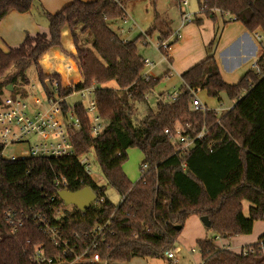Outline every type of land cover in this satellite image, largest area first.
I'll use <instances>...</instances> for the list:
<instances>
[{
    "label": "trees",
    "instance_id": "trees-1",
    "mask_svg": "<svg viewBox=\"0 0 264 264\" xmlns=\"http://www.w3.org/2000/svg\"><path fill=\"white\" fill-rule=\"evenodd\" d=\"M31 1L0 0V20L9 10L28 11ZM125 1L71 0L56 12H44L46 31L26 34L7 50L0 48V102L8 85L14 95L28 84L30 66L49 92L46 79L60 78L45 73L39 61L51 47L62 49L61 30L66 26L74 47L68 54L82 79L75 88L95 85L98 114L105 124L101 134L90 136L80 103L62 102L63 110L71 109L79 121L78 128L68 130L73 155L0 160V264H32L30 256L36 246L54 252L32 222L10 232L4 211L18 215L30 207L51 220L59 210L62 214L54 222L65 234H82L95 223H106V240L98 247L103 262L97 264H123L132 257L165 258L191 214L206 216L210 223L212 236L196 241L201 264H264V233L245 246V253L214 245V236L227 239L248 234L254 221L264 220V54L256 60L259 73L249 69L235 83L225 82L214 56L207 55L180 74L174 101L156 100L150 106L144 96L162 76L144 80L137 44L147 45L145 37L155 30L158 42L172 32L167 26L151 25L132 39H122L109 22L126 16ZM196 1L200 14L208 18L214 19L216 12L226 14L247 31L259 29L264 34V0ZM110 81L117 87L102 86ZM190 89L204 90L212 98L223 92L234 102L219 115L213 110L190 111ZM59 90L61 95L71 93L70 87L62 88L60 83ZM186 122L197 129L204 124L207 134L180 154L164 130L171 133L176 124ZM130 147L142 154L135 181L122 169ZM86 153H93L105 181L119 194L117 204L107 198L103 185L84 176L76 157ZM59 175L64 176L65 186L54 185ZM85 186L99 204L83 212L74 206L68 209L57 197L59 188L74 191ZM242 201L251 204L248 216L243 215Z\"/></svg>",
    "mask_w": 264,
    "mask_h": 264
},
{
    "label": "built area",
    "instance_id": "built-area-1",
    "mask_svg": "<svg viewBox=\"0 0 264 264\" xmlns=\"http://www.w3.org/2000/svg\"><path fill=\"white\" fill-rule=\"evenodd\" d=\"M187 5L188 0H181L178 4L180 26H184L192 20L190 13L187 11ZM200 12V9H198L197 13ZM126 20L127 16L121 18L122 23H125ZM119 31L120 35H123L124 29L120 28ZM179 36V30H176L167 39L156 44L159 50H163L161 52L162 59L167 58L170 40L177 39ZM149 40V37L146 36L145 41L149 42ZM142 64L141 75L144 80L155 78L150 74L151 69L155 66V62L147 57H143ZM251 69L259 73L260 69L256 60L252 61ZM74 72H76L74 62L72 63L70 60L65 62V73L72 74ZM59 83L62 88L70 87V94L76 93L84 100V103H77H80L83 108L86 121L89 125L90 136L94 137L103 132L105 124L98 114L94 98L95 85L91 84L90 86L78 89L75 88L76 84L70 83L63 86L57 79L49 77L46 79L49 92L40 84L38 86L40 97L19 92L11 95L7 90L4 91L0 102V160L13 161L32 157H56L74 154L68 130L69 128H78L79 121L71 109L63 110L62 102L66 103L65 100L70 94L61 95ZM32 87L35 88V86ZM152 89H149L144 96L145 101H148V95L152 92ZM189 92L191 95L190 111L205 112L211 110L197 96L198 90L190 89ZM177 95L178 89L171 93L158 95L155 97V100L172 102ZM206 131L207 128L204 124H202L200 129H197L190 122L176 125L174 131L171 133H169L168 129L164 130L165 133L169 134L176 147V151L180 154L192 148L196 140H200L206 136ZM211 144L209 143V146ZM10 146H21L18 154L12 152L6 155V150ZM76 158L82 166L84 176L91 177V163L93 160L90 155L87 153L81 154ZM142 168L145 169L146 165H142ZM65 184L66 180L63 175L57 176L54 180L55 186H65ZM94 203L99 204L96 197L92 204ZM61 214L57 210L56 215L51 220L43 212L30 207L28 212L18 215L14 211L7 209L4 211L3 217L11 233L22 227L25 222H32L54 250V252L47 253L45 248L36 246L30 256L32 264H97L103 262L98 252V247L106 240L104 232L106 223H95L90 229L83 231L82 234L76 231L65 234L61 227L54 222L58 220ZM79 249H81L80 252ZM245 252L247 250L244 249L243 253ZM174 254V249H168L164 253L165 257L169 259L173 258Z\"/></svg>",
    "mask_w": 264,
    "mask_h": 264
},
{
    "label": "crops",
    "instance_id": "crops-1",
    "mask_svg": "<svg viewBox=\"0 0 264 264\" xmlns=\"http://www.w3.org/2000/svg\"><path fill=\"white\" fill-rule=\"evenodd\" d=\"M196 5L198 8L197 1ZM179 13L180 12L177 5L178 16H174L175 21H180ZM169 20L170 27L169 25L167 27L171 30V32L180 30L179 25L177 28L173 27V20L171 17ZM41 24L42 23L39 21L36 14L32 11L31 5L29 10L25 12H17L15 10L7 11V13L0 20V48L2 50H6V46H14L15 44L21 43L26 34H34L41 31L40 28H44ZM259 31V29L254 32L247 31V29H245V27L239 21L228 19L226 14L223 15L216 12L215 18L211 19L204 16L203 14L197 13L196 11L194 18L182 27L180 34L181 38H179V36L177 40L170 45L166 59H162L161 51L158 48V53H156V56L152 57L151 59L146 53V47L148 44L142 45L140 42L137 44V52L142 58L147 57L155 62V66L150 71V74L153 77L162 76L159 82L152 89V92H154V96L156 97L161 94L171 93L168 91L167 85H161L160 81L163 78L170 79L173 76L172 73H174L178 75L181 85L180 74L195 63L204 59L207 55L214 56L220 75L225 82H237L247 70L251 69L252 61L257 60L260 54V50L255 45V41H259L260 43L261 40ZM119 32L120 31H116V33L119 34L122 39H125L126 37H123L124 35H120ZM157 37L158 36H156V38ZM157 43L158 39L156 44ZM178 49L181 52L178 53ZM182 51L183 56H180ZM73 52L74 47L72 46L71 53ZM55 53H57V51ZM60 57L63 59L65 58L64 62H68L69 59L72 60L70 57H63L62 55ZM180 57L182 59H180ZM42 69L47 74L53 73L60 75L61 79L63 80L61 82L63 86H66L70 83L78 84L82 80L77 68L76 72L72 74H66L60 65L52 66V64L45 62V67ZM102 86H107V83L103 84ZM178 88L179 87H173V91L177 90ZM214 99L217 100V103L214 100V103L211 105H207L205 101H203V104L207 106L208 109H213V111L218 115L228 110L234 102V100L228 99L223 92H221L219 96ZM127 151L128 150H126V153ZM139 154L138 160L140 161L142 159V154L141 152ZM126 176L128 177L127 174ZM129 180L135 181L136 179L129 178ZM250 206L251 204L249 202L242 201V212L244 216H248V209ZM188 221H190L196 228V231L193 234H187L186 240L189 241V243L192 242L189 252H195L193 247V244H195L197 248V255H193L194 264H201V256L196 245V241L208 236H212V233L209 232L208 227L203 225L199 216L195 214H191L187 217L182 229H185ZM182 232L183 231L179 232L176 241H182L184 235ZM262 233H264V220H256L253 222L250 233L235 235L227 239L214 236V245L221 249H227L229 251L239 253L244 250L246 245L255 242ZM174 246L175 247L171 248L175 251L174 257L170 259L165 257L164 259L168 261H177L180 248L176 244Z\"/></svg>",
    "mask_w": 264,
    "mask_h": 264
},
{
    "label": "rangeland",
    "instance_id": "rangeland-1",
    "mask_svg": "<svg viewBox=\"0 0 264 264\" xmlns=\"http://www.w3.org/2000/svg\"><path fill=\"white\" fill-rule=\"evenodd\" d=\"M71 0H32L31 8L32 11L36 14L39 21L43 25L40 28L41 31L47 30V19L45 17L44 12H56L64 3H69ZM65 5V4H64ZM177 5L174 0H126L124 2L125 10L127 11V20L125 23H122L121 19H115L109 22V26L114 31H119L118 28L122 27L124 28L123 37H126L127 39L134 38L138 33L143 32L151 25H154L156 28L166 29V26L169 25L171 17L173 22V27L177 28L179 25V33L181 34L182 27L180 26V21H175L174 16L177 15ZM187 11L190 13L191 19L194 18L196 11H198L196 0H188L187 5ZM175 16V17H176ZM169 17V18H168ZM170 27V25H169ZM260 37H261V45L259 41H255V45L260 50V54H264V34L259 31ZM153 35L149 38H151L148 42V46L146 47V53L148 54V57L152 59V57L156 56V53H158V49L156 46L158 32L155 30ZM170 36V35H169ZM168 36V37H169ZM146 38V37H145ZM181 38V36L179 37ZM18 44H15L16 46ZM61 45L62 49L54 46L48 49L43 56L41 57L39 64L42 68L45 67V62H48L49 64H52V66L60 65L62 69L65 72V62L63 57H70L68 53H71V48L73 46L72 39L70 36V32L68 28L65 26L61 30ZM11 46V45H10ZM6 46V50H7ZM261 47V48H260ZM263 47V48H262ZM57 53H55L56 51ZM181 52L178 49V53ZM179 55V54H178ZM180 56H183V51L180 53ZM160 57V55H159ZM71 58V57H70ZM158 58V57H157ZM155 58V59H157ZM72 59V58H71ZM180 59H182L180 57ZM70 60V59H69ZM72 63L74 60H70ZM75 64V62H74ZM77 68V67H76ZM159 68V67H157ZM142 72V71H141ZM173 72V70H172ZM173 76L170 79L163 78L160 83L161 85H167L168 91L172 92L174 89L173 87H179L180 81L178 78V75L172 73ZM26 75L29 79V82L27 85H23L21 90H19V93H27V94H33L34 96L40 97L39 92V82L37 80L36 71L33 66H30L26 70ZM60 78V82L63 80L61 79L60 75H58ZM32 86H35L32 87ZM107 86L116 88V84L114 81H110L107 83ZM197 96L201 99V102H206L207 105H211L215 102L217 103V100L211 97H208L205 93V91L200 90L197 93ZM154 92L149 93L148 95V104L150 106L154 105L155 99H154ZM66 103L69 105H73L74 103L81 102L84 103V100L80 98V96L76 93L70 94L66 98ZM222 111V110H219ZM177 125V124H176ZM21 146H10L6 150V155L11 154L12 152L14 154H18V150ZM127 159L123 163L122 168L124 169V172L128 175L130 179H137L139 175V164L140 161L138 160V155H140V151L135 147H130L127 149ZM91 159L93 162L91 163V178L97 185H103L105 187L104 193L107 196V198L113 202L114 204H117L120 200L119 194L115 191L114 188H112L110 185L107 184L105 181L100 168L98 164L94 161V155L93 153L90 154ZM68 209H70L72 206L68 205L66 206ZM181 231L183 235L182 241H175L174 245H178L180 248L179 257L177 261H168L164 258H141V257H132L128 261L124 262L123 264H194L193 255H197V248L195 244H193L195 252H189V249L191 247V243L186 240L187 234H193L196 231V228L193 226V224L188 221L185 229H182ZM171 249V248H170Z\"/></svg>",
    "mask_w": 264,
    "mask_h": 264
},
{
    "label": "water",
    "instance_id": "water-1",
    "mask_svg": "<svg viewBox=\"0 0 264 264\" xmlns=\"http://www.w3.org/2000/svg\"><path fill=\"white\" fill-rule=\"evenodd\" d=\"M7 91L12 90V86L6 87ZM57 197L63 202L64 206H74L79 211H85L95 200V193L88 187H82L77 190L71 191L68 189H60L57 191ZM204 226L209 227L210 223L206 216L199 217ZM179 230L180 226H175Z\"/></svg>",
    "mask_w": 264,
    "mask_h": 264
}]
</instances>
